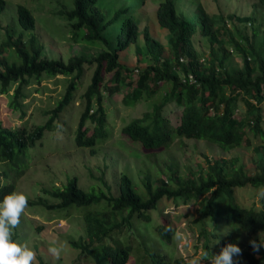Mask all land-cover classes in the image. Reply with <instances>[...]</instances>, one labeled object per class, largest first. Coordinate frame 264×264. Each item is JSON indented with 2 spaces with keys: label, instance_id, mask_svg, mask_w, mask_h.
Listing matches in <instances>:
<instances>
[{
  "label": "trees",
  "instance_id": "1",
  "mask_svg": "<svg viewBox=\"0 0 264 264\" xmlns=\"http://www.w3.org/2000/svg\"><path fill=\"white\" fill-rule=\"evenodd\" d=\"M142 2L61 0L57 13L68 26L69 41L83 48H96L94 53L82 50L66 60L43 54L42 42L29 33L36 22L31 9L17 4V25H7L0 41V92L10 94L8 105L19 111L22 124L10 128L0 122V198L15 189L28 150L41 141L46 131L56 129L55 121L74 101L78 82L89 66L93 70L80 95L82 110L73 134L77 147L96 153L109 135L105 93L125 87V105L140 101L151 105L140 118L122 126V132L146 150L147 158L163 152L175 137H185L224 149L244 145L251 150V165H245L237 156L206 155L205 165L198 164L195 169L180 168L174 161L163 160L164 166L156 163L155 174L147 167L138 181L127 170L120 172L115 178L116 193L111 191L103 169L96 178L98 183L88 189L71 176L63 185L42 187L36 197L28 198L27 205L64 212L65 217L70 210L80 214L82 232L77 237L69 236L67 242L93 264H127L135 250L139 264H162L161 248L155 251L151 240L145 241L143 231L136 232L134 223L139 221L145 226L151 222V210L163 198L197 202L199 215L194 222L204 238L202 254L218 253L226 242L237 238L238 232L264 235V190L259 206L241 204L235 193L236 188L245 186L264 189V35L259 34L256 25L250 36L239 29L234 34L229 32L226 19H217L199 1L193 11L185 14L177 0H161L154 13L158 28L165 31L161 42L149 27L140 26ZM6 5L7 0H0V13ZM253 19L243 17L239 22L252 24ZM197 32L209 41L205 57L194 47ZM225 37L228 40L221 41ZM131 45L139 65L128 66L121 61V52ZM234 54L239 55L241 64L233 62ZM105 73L109 74L106 80ZM190 73L193 81L188 79ZM56 75L68 77L62 96L45 111L48 118L44 123L29 128L25 118L26 87L32 81L40 83L44 77ZM11 86L14 87L9 93ZM169 102L181 107L176 126H171L164 114ZM87 121L93 124L91 132ZM252 136L260 142L253 143ZM219 219L224 233L219 232ZM153 227L161 242L169 243L175 234L169 224ZM12 231L16 239L18 231ZM132 241L137 244L133 246ZM140 251L145 253L139 255ZM240 255L243 264H261L264 247L254 250L250 243ZM146 257L150 263L145 262ZM206 262L210 264L207 258ZM34 264L50 263L39 258ZM173 264L187 263L179 258Z\"/></svg>",
  "mask_w": 264,
  "mask_h": 264
},
{
  "label": "rangeland",
  "instance_id": "2",
  "mask_svg": "<svg viewBox=\"0 0 264 264\" xmlns=\"http://www.w3.org/2000/svg\"><path fill=\"white\" fill-rule=\"evenodd\" d=\"M61 0H7L6 8L0 13V41L5 37V27L16 24V6L18 3L27 5L35 19L32 32L43 44V54L49 58L68 59L71 55L80 51L94 53L96 48L72 43L69 41L68 26L64 20L59 18L57 9ZM161 0H143L139 12L140 26L150 28L154 37L164 42L165 31L158 28L155 21V10ZM179 8L185 13L194 10L195 2L199 1L210 14L221 16L226 19L229 32L235 33L237 29L245 31L249 36L252 34V26H258L259 34L264 35V3L260 0H177ZM230 16V18L228 17ZM191 17V16H189ZM251 17L253 23H241L239 18ZM220 22V21H219ZM28 32V31H27ZM142 37H140V40ZM223 38L221 41H227ZM194 47L198 53L205 57L209 51V41L201 37L199 32L193 38ZM135 47L121 52V61L128 66H135L141 62L137 61ZM233 62L241 64L239 55H233ZM93 66L85 70L82 81L78 82L74 101L63 110L56 122V129L46 131L37 145L30 148L25 159V166L18 177L14 190L23 191L28 198H34L40 193L42 187L53 184L63 185L66 179L76 176L78 183L87 188L98 183L97 177L102 175L110 184L112 192H117V179L120 172L127 170L135 181L143 175L145 168L150 167L153 174L163 160L174 161L180 168L191 166L197 168L198 164L205 165V156L229 158L237 156L245 163L251 165V150L242 145L229 149L221 148L215 144L208 143L202 139L175 137L163 152L147 158L146 150L139 142L133 141L122 132V126L133 118H140L143 112L151 109L147 101H140L133 106L125 105L123 96L127 88L121 87L119 91L111 94L105 93L104 106L108 112L109 135L103 143L97 147L96 153L90 148L77 147L74 143V130L78 117L82 110V99L80 95L89 82ZM136 71H134L135 77ZM109 74L105 73V80ZM68 77L56 75L44 77L40 83L30 82L26 87L27 97L25 99L27 126L31 128L34 124H41L47 120V109L54 107L56 101L62 96ZM14 86L10 87L9 93ZM10 94L0 92V122L3 126L14 128L22 124L19 111L9 107ZM264 111V101L262 103ZM164 114L171 126H176L180 121L181 107L174 102H169L164 107ZM86 126L92 131L93 124L89 121ZM253 143H259L258 137L252 136ZM162 151V150H161ZM157 163V164H156ZM106 164V167H105ZM251 168V166H250ZM163 175H161L162 177ZM263 188L245 186L235 189L239 202L245 206H259V198ZM42 196H46L41 193ZM47 197V196H46ZM69 216L64 212L45 209L42 206L27 205L21 214L20 222L15 229L18 231L17 241L27 243L35 252V261L39 258L50 264H93L92 260L74 250L67 242L69 236L77 237L82 232V219L75 210H70ZM199 215V207L193 199L186 202L175 199L163 198L156 208L151 210L152 220L145 226L136 221V232L143 231L146 242L151 240L154 250L164 255L162 264H173L174 259L182 258L187 264L198 259L202 255V242L204 240L200 233V226L194 222ZM219 232L222 220L219 219ZM165 223L174 227V235L169 243L161 242L156 235L154 224ZM212 226V225H210ZM209 228V227H208ZM135 236H138L135 233ZM263 234L249 235L238 232L233 241L238 243L240 249L250 245L252 240H260ZM133 246L137 241H132ZM57 249L58 254H53L49 248ZM145 252H138L143 255ZM137 250L131 252L127 264H139L136 257ZM150 263L149 257L145 258ZM244 260L239 254L234 258V264H243ZM199 264H208L206 258H202ZM264 264V261L261 263Z\"/></svg>",
  "mask_w": 264,
  "mask_h": 264
},
{
  "label": "clouds",
  "instance_id": "3",
  "mask_svg": "<svg viewBox=\"0 0 264 264\" xmlns=\"http://www.w3.org/2000/svg\"><path fill=\"white\" fill-rule=\"evenodd\" d=\"M28 204V197L23 191L13 190L0 198V264H34L35 252L27 244L14 239L13 229L20 222L21 214ZM218 242V241H216ZM254 250L264 247V240L257 243L250 241ZM53 254H58L54 247L49 248ZM241 249L236 242H226L218 253L204 252L191 264H199L202 258H207L210 264H234V258L238 257Z\"/></svg>",
  "mask_w": 264,
  "mask_h": 264
},
{
  "label": "built area",
  "instance_id": "4",
  "mask_svg": "<svg viewBox=\"0 0 264 264\" xmlns=\"http://www.w3.org/2000/svg\"><path fill=\"white\" fill-rule=\"evenodd\" d=\"M188 79H189L190 81H193V80H194L193 75H192L191 73L188 74Z\"/></svg>",
  "mask_w": 264,
  "mask_h": 264
}]
</instances>
